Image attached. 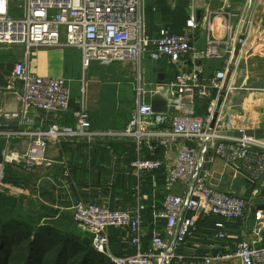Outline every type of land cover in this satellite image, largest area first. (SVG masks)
I'll return each instance as SVG.
<instances>
[{"label":"built area","instance_id":"built-area-1","mask_svg":"<svg viewBox=\"0 0 264 264\" xmlns=\"http://www.w3.org/2000/svg\"><path fill=\"white\" fill-rule=\"evenodd\" d=\"M18 1H22V14L15 17L11 9ZM222 1L226 4L231 0ZM249 4L252 6L253 0H249ZM142 9L143 0H0V45L24 47L25 58L15 61L11 72L5 76L6 86L19 97L23 111L30 107L48 113L70 110L66 78L31 72L27 59L35 48L75 47L81 51L84 68L93 61L140 62L144 52L155 61L166 60L178 68L174 78L166 83L150 87L144 83L139 88V94L162 97L168 107L166 111H156L150 102L139 99L123 130L92 131L83 86L74 109V124L52 122L45 128L35 127L27 133L29 138L24 151L6 145L3 161L21 170L33 171L52 165L53 161L47 158L50 140L91 139L94 135L124 138L135 143L139 150L175 147L176 159L166 165V179L170 187L183 184L184 191L165 193L162 207L153 213L154 223L153 219L150 223L154 229L148 244L150 226L143 216L147 206L142 200L131 209H113L91 201L76 203L74 219L92 236L95 251L112 264H215L235 259L239 264H264V246L252 245L245 237L233 248L214 253L192 255L183 250L188 235L198 229L196 216L221 217L215 222L216 230L209 234L213 243L227 237V222L245 217L246 200L232 189L221 188L206 167L208 150L216 146V139L232 141L230 145L221 144L219 151L226 154L231 165L240 163L248 180L257 183L264 176V143L243 129L239 135L228 132L232 129L230 111L237 108L238 103L232 97L236 86L228 83L225 86V83L242 43L236 54L238 43H232L231 38L215 37L212 22H209L206 48L196 50L191 41L192 30L198 26V0L188 2L186 26L191 31L183 33L162 26L155 37L144 35ZM221 44L229 57L228 63L213 77L206 78L200 61L223 57L218 49ZM223 89L225 94L219 105ZM185 96L209 99L206 114L181 111ZM164 163L161 158L140 155L131 162V173L151 174ZM260 186H264V182ZM136 188L138 197L142 198L140 184ZM262 217L263 212L257 211L256 218ZM110 227L121 231L128 241L129 251L122 255L111 252L107 233ZM247 229L245 226L242 234Z\"/></svg>","mask_w":264,"mask_h":264},{"label":"crops","instance_id":"crops-1","mask_svg":"<svg viewBox=\"0 0 264 264\" xmlns=\"http://www.w3.org/2000/svg\"><path fill=\"white\" fill-rule=\"evenodd\" d=\"M188 2L143 0V34L155 37L162 26H169L175 33L191 31L186 26L189 18L186 9ZM249 5V0H231L226 4L222 0H198V26L192 30L191 42L196 50L205 49L208 23L212 22L215 37L223 40L231 38L232 43H242L228 81V84L236 86L232 97L238 103V107L230 111L232 129L228 132L239 135L243 129L264 143V0H253V5ZM18 9L12 5L13 14L18 15ZM246 31L247 36H244ZM218 49L223 57L200 61L206 78L213 77L228 63L229 57L224 45L221 44ZM24 58L22 45H0V141L3 143L0 191L8 195L14 193L16 197L22 193L20 205L23 206V216L40 220H65V211H72L79 201L106 203L113 209H131L142 200L147 206L143 216L150 226L146 239L148 244L154 229L150 222L153 219L154 223L153 213L162 207L165 193L168 190L176 193L184 191L183 184L170 187L166 179V165L173 164L176 159L175 147L171 150L164 147L154 151L147 147L139 150L135 143L125 141L127 139L108 135H94L91 139H52L47 149V158L53 161L52 165L40 166L33 171H24L16 165L4 163L3 150L9 144L16 151H24L29 138L27 133L35 127L45 128L52 122L74 124V109L78 106L83 86L92 131L123 130L139 99L150 102L156 111H166L168 107L162 97L139 94V88L144 83L148 87L166 83L178 72L177 66L166 60L155 61L148 52H144L140 62H93L85 75L79 49L69 46L35 48L27 59L31 72L42 76L64 77L70 89V110L48 113L33 107L23 111L19 97L6 86L5 76L11 72L15 61ZM191 66L189 64V68ZM172 72L174 74L171 75ZM189 101L190 96H185L181 111L192 109L196 114H206L207 103L200 107ZM231 142L228 139H216V146L208 150L209 161L206 167L213 179L219 181L221 188L234 189L244 197L245 217L227 222V237L213 243L209 234L216 230L215 222L221 220V217L210 214L196 216L198 229L188 235L183 246V250L189 254L204 255L233 248L242 237L252 245L264 246V186H260L264 176L261 181L253 183L244 176L245 170L240 161L237 166L228 163L226 154L219 151V146L230 145ZM140 155L158 157L165 160V163L151 174L131 173L130 164ZM6 174H11L13 180L6 178ZM138 184L141 186L142 198L137 195ZM257 211L263 212L261 219L256 218ZM245 226L248 229L242 234ZM107 233L113 254L122 255L130 250L120 230L110 227ZM215 264L239 262L235 259Z\"/></svg>","mask_w":264,"mask_h":264},{"label":"trees","instance_id":"trees-1","mask_svg":"<svg viewBox=\"0 0 264 264\" xmlns=\"http://www.w3.org/2000/svg\"><path fill=\"white\" fill-rule=\"evenodd\" d=\"M2 147L3 143L0 141V160ZM5 177H9L13 180L11 174H6ZM11 183L15 184L14 181ZM15 197L14 195H8L0 191V256L5 258L2 264H10V261L16 258L13 256V253L15 254V252L23 248V246L26 248V253L22 261L24 264H34L36 258L35 252L39 246V242L41 239L46 240V238H50L52 235L50 233L51 230L47 227H37L38 229H36V225L28 221L30 219H26L24 216L20 215L21 212L18 210L20 208V201ZM21 226H23V229L20 228ZM88 234L89 239L80 240L81 246L77 248L79 250L78 254L82 255V262L79 264H112L105 256L95 251L92 246V236L90 233ZM55 237L56 238L50 242V244L55 243L53 246L57 245L61 240L57 236ZM50 244L43 247L41 255H43V251H46ZM73 251V248H71V250L69 249V245H64L57 253V261L54 264L64 260L67 255L71 254ZM75 254L76 253H73V255ZM42 263L44 264V260Z\"/></svg>","mask_w":264,"mask_h":264},{"label":"rangeland","instance_id":"rangeland-1","mask_svg":"<svg viewBox=\"0 0 264 264\" xmlns=\"http://www.w3.org/2000/svg\"><path fill=\"white\" fill-rule=\"evenodd\" d=\"M20 4H22V1H18V3H16L14 5V7H18L19 6L18 8H20V9H18L19 10V14L18 15L14 14L15 17H20L21 16L20 15L21 14L20 11H22V8L20 7ZM93 62H97V61H93ZM89 66L87 67V69L85 68L84 71H83L85 75L87 74V72L89 70ZM170 74L172 75L174 73L172 72ZM162 83H164V82L157 83V84H162ZM156 97H159V96H156ZM190 99H191V101H189V102H191L192 105H196V106L199 105L200 107H202L206 103L208 105L209 102H210L209 99L199 98V97H190ZM69 172H71V171H69ZM232 190H234V189H232ZM1 192H3V191H1ZM3 193H5V192H3ZM236 194H238V193L236 192ZM12 195H14V193ZM19 195H20V197H15V198L21 202L22 199H23L22 193L19 194ZM97 203L103 204L101 202H97ZM104 204H106V203H104ZM106 205H108V204H106ZM18 210L21 212L20 215L23 216L24 215L23 206L20 205V208ZM65 212H67L66 213V218L67 219H65V220H63V219H58V220L30 219V220H28L29 222H31L34 225H36L35 226L36 229H38L37 227H47V228H49L51 230L50 233L52 234L50 238H48V239L46 238V240H44V239L40 240L39 246H38V248H37V250L35 252L36 258H35V263L34 264H43L42 263L43 260H44V264H54L57 261L56 260L57 259V253L62 249V247L64 245H69V249L71 250V248H73L74 251L71 254H68V255H67L68 252L66 253L67 257L64 259L65 263H64V260H61V261L57 262V264H60V263L61 264L62 263H64V264H79V263L82 262V255L78 254L79 250L77 248L81 246L80 240L89 239V236H88L89 234L75 221V219H74V216H75L74 209H72V211H65ZM26 216H29V215H26ZM25 218L27 219V217H25ZM20 228L23 229V226H21ZM56 228H58V229H56ZM55 236H57L61 240L57 243V245L53 246V244H55V243H51L50 244V242L53 241V239L56 238ZM49 244H50V246H48L47 250L43 251V255H41L43 247H45V246H47ZM24 247L25 246H23V248L17 250L15 252V254L13 253V256L16 257V258L14 260H11L10 264H24V262L22 261V258L24 257V255L26 253V248H24ZM73 253H76V254L73 255ZM4 259L5 258L3 256H0V264H2Z\"/></svg>","mask_w":264,"mask_h":264},{"label":"water","instance_id":"water-1","mask_svg":"<svg viewBox=\"0 0 264 264\" xmlns=\"http://www.w3.org/2000/svg\"><path fill=\"white\" fill-rule=\"evenodd\" d=\"M239 46H240V42L238 43L237 45V49H236V54H237V51L239 49ZM235 54V55H236ZM233 67L231 66L230 68V72L232 71ZM230 72L228 73V76H227V80H226V83H225V86L227 85L229 79H230ZM225 94V90L223 89V91H221V94H220V97H219V105L221 104V101H222V98H223V95Z\"/></svg>","mask_w":264,"mask_h":264}]
</instances>
